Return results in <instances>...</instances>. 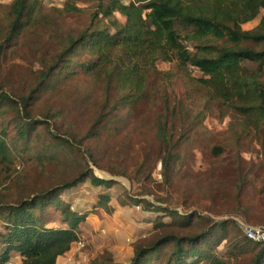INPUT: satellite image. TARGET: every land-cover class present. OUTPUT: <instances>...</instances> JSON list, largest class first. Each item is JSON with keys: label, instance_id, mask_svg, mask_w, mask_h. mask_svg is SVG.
Listing matches in <instances>:
<instances>
[{"label": "trees", "instance_id": "16d2710c", "mask_svg": "<svg viewBox=\"0 0 264 264\" xmlns=\"http://www.w3.org/2000/svg\"><path fill=\"white\" fill-rule=\"evenodd\" d=\"M58 1L63 7L45 15L44 0H14L9 33L0 43V264L12 254L20 256L19 264H57L70 252L81 240L79 227L87 215L72 210L61 197L89 179L97 187L116 184L99 177L97 170L143 188L127 203L122 200V206H143L157 215L151 232L134 243L130 264H264V242L248 239L234 219L217 220L214 211H199L191 191L174 192L182 187L179 174L189 170L183 143L208 116L219 122L231 118L229 145L216 144L214 157H221L226 147L243 148L245 135L264 130V17L244 29L261 16L264 0ZM87 12L86 28L60 35L59 52L39 54V67L29 77L14 80L11 70L1 76V64L18 56L22 35L40 39L52 23L58 27L60 16ZM159 62L171 69L159 71ZM80 77L103 90L83 134L53 100L65 84ZM172 81L188 87L185 102L174 93ZM160 83L165 84L163 92ZM143 102L160 107L151 122L138 116ZM136 128L145 133L149 148L134 145L139 153L134 161L122 155L112 161L108 144ZM127 144L131 146L122 142L121 150ZM234 158L238 167L232 200L242 206V195L253 182L240 168L242 152ZM157 164L166 197L155 193ZM145 195L154 201L141 198ZM110 202L102 195L98 207L112 213ZM51 209L58 210L62 228L48 227L54 222Z\"/></svg>", "mask_w": 264, "mask_h": 264}, {"label": "rangeland", "instance_id": "374dc122", "mask_svg": "<svg viewBox=\"0 0 264 264\" xmlns=\"http://www.w3.org/2000/svg\"><path fill=\"white\" fill-rule=\"evenodd\" d=\"M13 1L0 0V35L2 36L0 43L9 33L11 21L9 13ZM62 7L63 2L58 0H44L43 14L53 15V8L61 9ZM81 7L87 9L90 4H81ZM261 17H264V11L257 20L245 25L244 29L254 28ZM88 20V12L60 16L57 23L58 27L52 23L49 29L42 32L43 36L40 39L33 37V34L30 33L22 35L18 56L13 57L8 64H1L3 66L1 76L4 78L6 73L11 70L9 77L14 80H19L24 76L29 77L31 72L39 67V61L41 56L45 54L44 52L50 51L52 54L59 52L58 39L60 35L78 34L86 28ZM157 68L159 71L165 72L169 71L171 66L159 62ZM173 83L174 93L185 102V93L189 90L188 87L184 82L172 81ZM96 84L98 83L93 80L88 82L85 77L76 78L69 84H65L61 90L53 95L54 104L66 110L69 118L82 134L90 128L92 118L102 102L103 90L100 86L95 87ZM164 87L165 84H161L159 91L163 92ZM170 92L173 91L170 90ZM192 94H195L194 90ZM158 111H160L159 105L143 102L139 107L138 116L142 119L145 117L147 122H151ZM230 122L231 118L219 122L217 119L208 116L199 132L193 135L190 141L183 143L181 151L189 165V170H187L189 174L183 171L179 174V183L182 184V187L175 188L174 192L179 195L180 191H191V197L196 201L198 210L214 211L218 214L217 220L234 219L240 226H264V130L258 135H255L254 132L251 135H245L242 141L244 143L243 148L226 147V151L221 157H214L211 151L216 144L222 147L229 145L227 143L229 138L227 129ZM122 142L131 143V146L127 144L130 147L126 146L121 150L120 144ZM90 145H93L94 148L98 147L94 142H91ZM108 145V153L113 152L114 154L111 157L112 161H120L122 157L119 156L121 155L126 157L125 159L134 161L139 153L137 152L138 155L134 153L133 146L144 150V147L149 148L150 142L146 139L145 133L143 134L139 128H136L117 136ZM118 151L120 152L117 153ZM238 152H242L243 158V164H240V168L249 173L250 181L253 182L247 185L242 195V206L234 204L232 200L233 183L237 180L238 167L234 155ZM96 174L108 180H115L116 184L109 188L97 187L92 185L89 179L77 189L69 190L71 192H63L61 198L71 200L72 210L78 214H86L87 217L79 227L81 240L58 261V264H95L93 263L95 260L97 262L100 260V264H106L104 262L107 260H111L115 264H130L134 256V243L139 238L148 235L151 230L149 224L144 221V216H149L151 213L148 214L143 206H122L121 202L124 200L127 203L129 196L141 194L143 188L128 178L115 177L105 170H97ZM153 178L156 180L154 187L156 196L166 197L160 164L156 165ZM189 179H191L189 181L191 184L187 183ZM197 183L204 184L203 188H200ZM102 195L110 197L109 206L114 209L112 213L104 207H98L99 198ZM141 198L154 201V197L151 195L141 196ZM49 213L51 215L49 216L54 218V222L50 223L48 227L62 228L64 225L61 224L62 217L58 210L51 209ZM153 215L154 217L157 216L156 213ZM2 222L0 220V232H4ZM79 243L84 246L80 247ZM19 262L20 256L12 254L9 263L19 264Z\"/></svg>", "mask_w": 264, "mask_h": 264}, {"label": "built area", "instance_id": "2783aa9c", "mask_svg": "<svg viewBox=\"0 0 264 264\" xmlns=\"http://www.w3.org/2000/svg\"><path fill=\"white\" fill-rule=\"evenodd\" d=\"M241 227L243 228L246 236L248 237V239L252 240V241H262L264 242V226H259V227H247V226H243L241 225ZM80 247H83L84 245L79 243L78 244ZM6 264H12V263H6Z\"/></svg>", "mask_w": 264, "mask_h": 264}, {"label": "crops", "instance_id": "0c3cea01", "mask_svg": "<svg viewBox=\"0 0 264 264\" xmlns=\"http://www.w3.org/2000/svg\"><path fill=\"white\" fill-rule=\"evenodd\" d=\"M79 186H80V185H79ZM79 186H78V187H79ZM78 187H76V188H74V189H77ZM72 190H73V189H72ZM69 192H71V191H69ZM66 201L70 202L71 200H70V201H69V200H66ZM146 212H147V211H146ZM147 213H148V214L151 213V215H149V216H144V221L147 222V223L149 224V226H150V228H151V230H152L153 222H152L151 220H152L153 217H154V215H153L154 213H152V212H147ZM154 218H155V217H154ZM151 230L149 231V233L151 232ZM74 245H75V244H74ZM74 245H73V246H74ZM73 246H72V248H73ZM72 248H71V250H72ZM71 250H70V251H71ZM68 253H69V252H68ZM68 253H67V254H68ZM67 254H66V255H67ZM64 256H65V255H64ZM64 256L59 257L58 261H59L60 259H62ZM58 261H57V264H58Z\"/></svg>", "mask_w": 264, "mask_h": 264}]
</instances>
